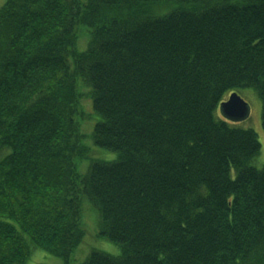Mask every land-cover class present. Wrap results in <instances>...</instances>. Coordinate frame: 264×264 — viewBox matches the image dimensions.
Wrapping results in <instances>:
<instances>
[{"label": "trees", "instance_id": "obj_1", "mask_svg": "<svg viewBox=\"0 0 264 264\" xmlns=\"http://www.w3.org/2000/svg\"><path fill=\"white\" fill-rule=\"evenodd\" d=\"M78 81L115 154L83 175ZM240 89L264 130V0H5L0 264L35 249L68 264L84 199L119 252L81 264H264L260 143L214 115Z\"/></svg>", "mask_w": 264, "mask_h": 264}, {"label": "rangeland", "instance_id": "obj_2", "mask_svg": "<svg viewBox=\"0 0 264 264\" xmlns=\"http://www.w3.org/2000/svg\"><path fill=\"white\" fill-rule=\"evenodd\" d=\"M5 0H0V7ZM84 30V31H82ZM82 31V32H81ZM81 35L77 41V48L79 51H83L87 43V33L84 28H80ZM89 88L78 81V92L81 96L82 109L80 115L77 116V120L80 123V133L84 135L82 144L87 147V156L81 159H76L77 171L83 175L86 173L90 163L95 160L112 161L115 159V154L96 147L93 143L91 133L94 124L97 121V116L92 109V103L90 96L87 95ZM238 95L244 100L250 107L249 117L242 121L234 123L237 127L244 129H252L258 138L260 143V152L254 159L252 165L256 168L264 166V130L261 126V102L256 93L252 89H240ZM227 99V97H226ZM215 117L223 119L218 110L215 112ZM82 223L85 231L84 237L77 248L70 254L67 263L68 264H81L87 255L91 251H102L105 253L116 255L118 254V248L111 242L102 239L99 236V225L97 211L92 205L84 199L82 202ZM25 264H65L63 260L51 256L42 250L35 249L30 255Z\"/></svg>", "mask_w": 264, "mask_h": 264}, {"label": "water", "instance_id": "obj_3", "mask_svg": "<svg viewBox=\"0 0 264 264\" xmlns=\"http://www.w3.org/2000/svg\"><path fill=\"white\" fill-rule=\"evenodd\" d=\"M219 112L225 120L237 123L249 117L250 107L236 92H233L220 103Z\"/></svg>", "mask_w": 264, "mask_h": 264}]
</instances>
